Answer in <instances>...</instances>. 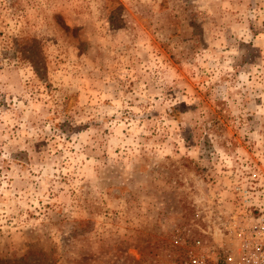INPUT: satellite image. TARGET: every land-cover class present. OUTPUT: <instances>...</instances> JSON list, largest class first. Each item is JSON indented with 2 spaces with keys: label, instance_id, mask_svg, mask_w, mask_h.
<instances>
[{
  "label": "rangeland",
  "instance_id": "374dc122",
  "mask_svg": "<svg viewBox=\"0 0 264 264\" xmlns=\"http://www.w3.org/2000/svg\"><path fill=\"white\" fill-rule=\"evenodd\" d=\"M231 263L264 264V0H0V264Z\"/></svg>",
  "mask_w": 264,
  "mask_h": 264
},
{
  "label": "built area",
  "instance_id": "2783aa9c",
  "mask_svg": "<svg viewBox=\"0 0 264 264\" xmlns=\"http://www.w3.org/2000/svg\"><path fill=\"white\" fill-rule=\"evenodd\" d=\"M231 259V258H230ZM232 264V263H231ZM234 264V263H233Z\"/></svg>",
  "mask_w": 264,
  "mask_h": 264
}]
</instances>
